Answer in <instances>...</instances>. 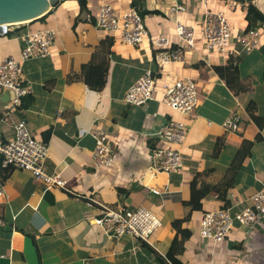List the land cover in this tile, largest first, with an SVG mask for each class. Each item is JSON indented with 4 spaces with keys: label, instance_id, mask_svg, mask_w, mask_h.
Wrapping results in <instances>:
<instances>
[{
    "label": "crops",
    "instance_id": "crops-1",
    "mask_svg": "<svg viewBox=\"0 0 264 264\" xmlns=\"http://www.w3.org/2000/svg\"><path fill=\"white\" fill-rule=\"evenodd\" d=\"M89 1L96 16L103 3L115 1L122 8L131 3ZM221 1L240 10V27L234 32L244 31L248 2ZM253 3L264 11V0ZM145 8L150 11L144 17L148 34L139 45L97 27L87 13L75 22L80 14L77 0H64L44 19L11 25L0 35V64L14 56L31 86L34 100L22 118L49 144L47 170L67 181L66 188H49L16 166L0 169V185L7 194L0 198V264H172L168 253L176 219L191 232L184 251H177L186 264H264V221L253 230L236 224L221 243L200 235L206 212L237 211L249 204L253 193L264 190V123L259 127L247 110L254 101L264 120V37L249 53L233 41L225 54H212L205 63L177 34L179 22L201 24L209 9L203 0H145ZM33 27L55 29L57 35L47 57L22 61L25 36ZM178 47L184 59L161 69L157 54ZM231 62L238 66L237 81L225 69ZM149 71L161 73L154 97L140 106L128 104L126 92ZM184 76H192L199 91L198 105L189 115L170 107L162 95L163 83ZM13 97L0 91L3 142L14 137L13 123L20 119ZM236 98L244 106L239 109L242 123L239 131H231L223 124L238 110ZM170 120L187 126L180 146L184 166L178 172L156 173L149 169V152L164 144L159 133ZM101 128L108 132L114 157L110 165L98 167L93 132ZM235 159L239 165L232 171ZM149 187H167L168 193L155 194ZM120 189L128 195L123 197ZM92 199L112 207H147L162 226L150 242L128 233L115 237L94 223L100 205Z\"/></svg>",
    "mask_w": 264,
    "mask_h": 264
},
{
    "label": "built area",
    "instance_id": "built-area-1",
    "mask_svg": "<svg viewBox=\"0 0 264 264\" xmlns=\"http://www.w3.org/2000/svg\"><path fill=\"white\" fill-rule=\"evenodd\" d=\"M179 9L185 10V6L180 5ZM96 26L119 33V40L130 45L141 44L148 34L143 16L136 7L131 6V3L126 8L117 7L111 3L101 4ZM177 34L187 42V45L195 53L202 56L205 63H209V57L212 54H225L233 41L240 44L245 53L258 48L264 37V26L257 25L235 33L224 10L209 8L204 12L201 21L203 52L195 42L194 27L179 22ZM56 35V30L51 28L29 31L25 36L26 43L21 51V60L47 57ZM156 58L161 69H164L171 62L183 60L184 50L180 47L164 49L157 54ZM158 74H161L160 71H149L141 76L138 82L126 92L125 101L136 106L149 102L154 97L158 86ZM161 87L163 101L170 107L186 115L191 114L197 107L199 91L196 80L192 76L178 78L172 83H163ZM6 90L13 93L12 104L16 108L21 104L24 96L31 94V86L23 76L21 61L14 56H7L0 64V91ZM236 101L238 110L232 113L223 124L224 128L231 131H239L242 123L239 109H244V106L238 98ZM13 128L14 137L11 140L6 142L0 140V167L16 166L30 172L49 188H66L67 181L61 174L49 172L45 166L49 154L48 142L32 132L25 118L15 121ZM187 132V126L183 122L177 120L167 122L159 133L164 144L152 148L149 152L151 161L149 169L156 173L181 171L184 165L180 146L186 138ZM93 137L95 139L93 154L95 164L98 167L110 165L114 156L109 144L108 132L102 128L95 129ZM149 189L159 195L168 193L167 187H149ZM6 197L7 194L0 185V198ZM92 203L100 205L98 206L100 214L94 219V223L115 237L128 233L150 242L151 237L162 226L161 218L144 206L136 209L125 206L112 207L93 199ZM263 221L264 190H260L250 196L249 204L237 211L233 212L231 208H224L206 212L200 222V235L202 238L221 243L236 224L244 229L253 230Z\"/></svg>",
    "mask_w": 264,
    "mask_h": 264
},
{
    "label": "trees",
    "instance_id": "trees-1",
    "mask_svg": "<svg viewBox=\"0 0 264 264\" xmlns=\"http://www.w3.org/2000/svg\"><path fill=\"white\" fill-rule=\"evenodd\" d=\"M62 1H64V0H58L57 2H55L54 7L47 14H45L44 16H42L39 19H44ZM77 1H78L79 6H80V14L77 15L75 22L83 20L84 18L81 17V14L87 13L90 15L89 20L93 24L96 25L97 24V16L94 13H91L92 8H90V1L89 0H77ZM239 1L245 2V0H239ZM246 1L248 2L247 4H245L246 10H247L246 20L248 21V25H247L246 29L248 30V29L253 28L257 25L264 26V11L261 10L256 4H254L253 0H246ZM109 2H111V0H109ZM115 3H116L115 1L112 2V4H115ZM131 6L136 7L139 10L140 14L143 16V18L145 17L146 14H148L150 12L149 10H146V8H145V0H131ZM225 69L228 72L227 75L229 76L230 80H232V79L238 80L239 79L237 64H234V62H231V63H229V65H226ZM33 100H34V98L31 94L24 96L22 98L21 104L17 107V110L15 111V115L21 119L23 117V112L27 108H29V106L32 104ZM247 110L249 111L253 121H255L259 125V127H262L264 120L258 116V114L256 112V103L254 101H251L248 104ZM251 144H252V142L248 143L247 148L245 147V150H248L249 147L251 146ZM0 165H1V161H0ZM238 165H239L238 160L235 159V161L231 165V170L234 171V169H236V167ZM119 192L121 194H123V192L125 193L124 195H122L123 197H126L129 193V191L121 190V189L119 190ZM193 197L195 199H197L198 201H200V196H198L196 193H193ZM173 227L176 230V234L174 236L171 248L169 250L168 257H169L170 261L172 262V264H186L184 261H182L179 258V256H177V254H178L177 251H178V249H180V252L184 251V248H185L184 242L191 237V232L186 227L183 226V220L182 219H176L173 223ZM181 244H183V245L180 246Z\"/></svg>",
    "mask_w": 264,
    "mask_h": 264
},
{
    "label": "water",
    "instance_id": "water-1",
    "mask_svg": "<svg viewBox=\"0 0 264 264\" xmlns=\"http://www.w3.org/2000/svg\"><path fill=\"white\" fill-rule=\"evenodd\" d=\"M58 0H0V34L7 27L35 21L47 14ZM6 90V94H10ZM4 228H11L4 226Z\"/></svg>",
    "mask_w": 264,
    "mask_h": 264
},
{
    "label": "rangeland",
    "instance_id": "rangeland-1",
    "mask_svg": "<svg viewBox=\"0 0 264 264\" xmlns=\"http://www.w3.org/2000/svg\"><path fill=\"white\" fill-rule=\"evenodd\" d=\"M223 1H226V2H229L230 3L232 0H223ZM203 2L205 4V6H209V8H211L213 10H216V9H225L226 10V13H227V15L229 17V21H230L231 25L233 26V28L237 26V29H239L240 22L238 20V17L240 15V10H233L231 7H227L225 5V3H222L221 0H203ZM238 2H241V1L238 0ZM182 3H183V1H182ZM190 4H191V2H190ZM235 22L237 23V25L235 24ZM43 27H47V26H43ZM37 30H42V28L33 27L29 31H37ZM175 30H176V28L173 27L174 33H175ZM194 39H195L196 44L199 47H201V24H198L197 21H195V23H194Z\"/></svg>",
    "mask_w": 264,
    "mask_h": 264
}]
</instances>
